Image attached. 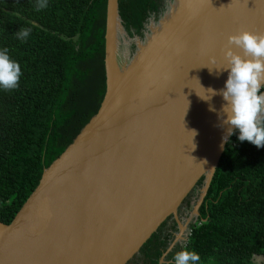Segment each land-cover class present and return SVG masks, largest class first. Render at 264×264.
I'll return each instance as SVG.
<instances>
[{
  "label": "water",
  "instance_id": "1",
  "mask_svg": "<svg viewBox=\"0 0 264 264\" xmlns=\"http://www.w3.org/2000/svg\"><path fill=\"white\" fill-rule=\"evenodd\" d=\"M241 29L264 32V0H171L120 60L117 36H127L117 0H106L103 98L11 220L0 221V264H126L168 216L177 231L159 262L187 240L227 132L222 96L198 95L225 87L223 48ZM200 177L181 221L179 206Z\"/></svg>",
  "mask_w": 264,
  "mask_h": 264
},
{
  "label": "trees",
  "instance_id": "2",
  "mask_svg": "<svg viewBox=\"0 0 264 264\" xmlns=\"http://www.w3.org/2000/svg\"><path fill=\"white\" fill-rule=\"evenodd\" d=\"M167 0H117L128 38H141L149 18L157 20ZM0 0V50L21 66L15 90H0V221L8 223L36 186L42 170L96 113L105 92L106 0ZM31 28L21 41L17 32ZM233 130L209 186L188 225L184 242L163 256L177 231L168 216L126 264H174L181 249L200 264L253 263L264 257V147L238 139ZM202 177L182 200L187 214ZM180 211V212H179Z\"/></svg>",
  "mask_w": 264,
  "mask_h": 264
},
{
  "label": "clouds",
  "instance_id": "3",
  "mask_svg": "<svg viewBox=\"0 0 264 264\" xmlns=\"http://www.w3.org/2000/svg\"><path fill=\"white\" fill-rule=\"evenodd\" d=\"M46 7L47 0H37L36 11ZM31 31V28L20 29L17 38L24 41ZM223 59V69L229 70L225 87L219 92L201 87L205 94L197 95L207 102L219 94L226 102L221 109L222 124L227 126L222 137L225 143L237 129L240 141H248L257 148L264 147V32L241 29L229 35L223 48ZM21 75V66L10 57L8 49L0 50V90L10 92L18 88ZM209 110L215 111V108L210 104ZM190 133L191 138L196 135L195 131ZM188 232L189 229L187 236ZM200 261V255L188 249H181L173 256L174 264H200Z\"/></svg>",
  "mask_w": 264,
  "mask_h": 264
},
{
  "label": "rangeland",
  "instance_id": "4",
  "mask_svg": "<svg viewBox=\"0 0 264 264\" xmlns=\"http://www.w3.org/2000/svg\"><path fill=\"white\" fill-rule=\"evenodd\" d=\"M171 0H167L165 3V9L161 12L160 16L161 17L163 15L164 12H168L169 10V4H170ZM158 17V18H159ZM157 22H158V19L157 20H154L152 18H149L148 22L146 23L145 25V28H144V34L143 36L139 39L135 38V37H132V38H128V37H125V36H117L118 38V57L120 60H124V59H129L131 54L133 53L134 50H136V40H142L144 38V35L145 36H148L150 34V31H149V25L154 27L157 25ZM188 215L187 214H181L180 216H182L181 218H179L181 221ZM187 232L186 229H183V234ZM182 234V236H183ZM179 242H183L182 239H178ZM252 262L253 263H264V257H261V256H253L252 257ZM130 264V263H129Z\"/></svg>",
  "mask_w": 264,
  "mask_h": 264
},
{
  "label": "built area",
  "instance_id": "5",
  "mask_svg": "<svg viewBox=\"0 0 264 264\" xmlns=\"http://www.w3.org/2000/svg\"><path fill=\"white\" fill-rule=\"evenodd\" d=\"M189 233V232H188Z\"/></svg>",
  "mask_w": 264,
  "mask_h": 264
},
{
  "label": "flooded vegetation",
  "instance_id": "6",
  "mask_svg": "<svg viewBox=\"0 0 264 264\" xmlns=\"http://www.w3.org/2000/svg\"><path fill=\"white\" fill-rule=\"evenodd\" d=\"M180 212V211H179Z\"/></svg>",
  "mask_w": 264,
  "mask_h": 264
}]
</instances>
